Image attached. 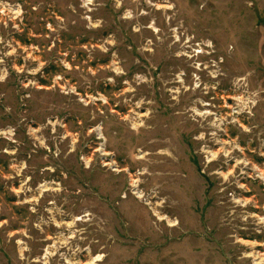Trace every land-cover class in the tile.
I'll return each instance as SVG.
<instances>
[{
    "label": "rangeland",
    "instance_id": "374dc122",
    "mask_svg": "<svg viewBox=\"0 0 264 264\" xmlns=\"http://www.w3.org/2000/svg\"><path fill=\"white\" fill-rule=\"evenodd\" d=\"M0 2V264H264V0Z\"/></svg>",
    "mask_w": 264,
    "mask_h": 264
},
{
    "label": "built area",
    "instance_id": "2783aa9c",
    "mask_svg": "<svg viewBox=\"0 0 264 264\" xmlns=\"http://www.w3.org/2000/svg\"><path fill=\"white\" fill-rule=\"evenodd\" d=\"M12 8L0 2V15L3 16L6 12L11 11ZM14 13V10H12ZM17 14V12H15Z\"/></svg>",
    "mask_w": 264,
    "mask_h": 264
},
{
    "label": "bare ground",
    "instance_id": "6f19581e",
    "mask_svg": "<svg viewBox=\"0 0 264 264\" xmlns=\"http://www.w3.org/2000/svg\"><path fill=\"white\" fill-rule=\"evenodd\" d=\"M159 8H160V9H164V8H165V9H167V10H170L172 7H171V5H167V6H161V7H159ZM139 157L142 158L141 156H139ZM106 166H107V165H106ZM136 194L139 195V196H138L139 199H142V198H143V195H142L141 193L137 192ZM165 219H166V218H163V217L160 218V220H165ZM257 259L260 260L261 258H258V257H257ZM261 261H262V260H261ZM259 264H261V263H259Z\"/></svg>",
    "mask_w": 264,
    "mask_h": 264
}]
</instances>
